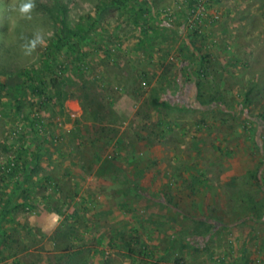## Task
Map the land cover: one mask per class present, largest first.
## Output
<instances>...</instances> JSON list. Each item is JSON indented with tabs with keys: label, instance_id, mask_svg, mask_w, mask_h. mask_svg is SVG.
<instances>
[{
	"label": "rangeland",
	"instance_id": "1",
	"mask_svg": "<svg viewBox=\"0 0 264 264\" xmlns=\"http://www.w3.org/2000/svg\"><path fill=\"white\" fill-rule=\"evenodd\" d=\"M190 1L0 0V264H264V0Z\"/></svg>",
	"mask_w": 264,
	"mask_h": 264
},
{
	"label": "trees",
	"instance_id": "2",
	"mask_svg": "<svg viewBox=\"0 0 264 264\" xmlns=\"http://www.w3.org/2000/svg\"><path fill=\"white\" fill-rule=\"evenodd\" d=\"M195 33L197 34V36H200V34L197 31H195ZM63 35H64L63 40L61 39L58 43L54 44L55 48H60V44H63V46L66 45V47H67L66 51H70V52L72 51L73 52V51L77 50L76 47L78 46V43L72 39V38H75L74 31H72V30L65 31ZM59 71L60 72L64 71L62 66L59 68ZM28 74H29V71L25 70L24 72H22V73H20L18 75V78L22 79V83L25 81V80H23V78H26ZM11 79L12 78H10V80ZM30 80H31V82H34L33 78L30 79ZM35 81H37V80L35 79ZM62 83H63V81H62V73H60L59 76H58L55 71H50L49 80L47 82L44 81V80L37 82L36 85H32V87H31L32 89L31 90H32V93H35L38 96H41V95L42 96H48V95H45L47 93L46 92V88H48V86H50L49 91H52V90L54 91V90L57 89V91H58L57 92V97L59 99H62L65 96V94H66L61 89ZM2 88H7V86L4 85V86H2ZM14 89H15V91L21 90V85L17 84L16 86H14ZM11 96L13 97L14 95H11ZM85 98L87 99V101H89V105H93V106L97 105V102L94 101V99H93L91 94L85 95ZM152 103L155 106L164 105L163 103H160L159 101H156L155 99L152 101ZM86 106H87L86 104L84 105L82 103V108L84 110H86Z\"/></svg>",
	"mask_w": 264,
	"mask_h": 264
},
{
	"label": "built area",
	"instance_id": "3",
	"mask_svg": "<svg viewBox=\"0 0 264 264\" xmlns=\"http://www.w3.org/2000/svg\"><path fill=\"white\" fill-rule=\"evenodd\" d=\"M211 3L215 0H191L190 1V6L188 8L184 9V15H186V22L190 24H194L195 30L201 35L204 32V29L200 27V24H205L206 23V18H207V5H210ZM178 12H181L182 7L179 5L177 7ZM217 15L214 16V20L217 19ZM199 28L197 29L196 28Z\"/></svg>",
	"mask_w": 264,
	"mask_h": 264
},
{
	"label": "clouds",
	"instance_id": "4",
	"mask_svg": "<svg viewBox=\"0 0 264 264\" xmlns=\"http://www.w3.org/2000/svg\"><path fill=\"white\" fill-rule=\"evenodd\" d=\"M33 3H32V0H28L27 3H23L20 5L19 7V11L21 14H27L30 12V10L33 8ZM36 46V42L33 41L32 44H31V47L29 49V51H31L32 49H34Z\"/></svg>",
	"mask_w": 264,
	"mask_h": 264
},
{
	"label": "crops",
	"instance_id": "5",
	"mask_svg": "<svg viewBox=\"0 0 264 264\" xmlns=\"http://www.w3.org/2000/svg\"><path fill=\"white\" fill-rule=\"evenodd\" d=\"M176 111H178V110H176ZM119 114L121 113L120 111H117ZM124 116L125 115H121V117L122 118H124ZM184 118V116H180V117H178L176 120H182ZM175 130H177L178 131V128H176ZM179 133H180V135H178L179 137H180V139H184L185 137H187L186 136V133H185V131H183V133H181V131H179ZM178 133V134H179ZM181 143H182V141H181ZM178 151H180L181 149H183V144H179L178 146H176L175 147Z\"/></svg>",
	"mask_w": 264,
	"mask_h": 264
}]
</instances>
